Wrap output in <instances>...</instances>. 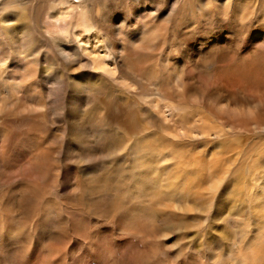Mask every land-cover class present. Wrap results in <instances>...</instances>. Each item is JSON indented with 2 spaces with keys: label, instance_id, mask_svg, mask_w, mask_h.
I'll return each instance as SVG.
<instances>
[{
  "label": "bare ground",
  "instance_id": "obj_1",
  "mask_svg": "<svg viewBox=\"0 0 264 264\" xmlns=\"http://www.w3.org/2000/svg\"><path fill=\"white\" fill-rule=\"evenodd\" d=\"M112 1L122 0H0V114L17 112L30 117L41 111V105L31 104L30 98L20 94L23 83L37 78L41 61L46 69L54 67L55 57L80 70L91 65L110 73L106 69L113 66L119 68V79L126 84L147 81L152 67L162 65L168 68L178 97L173 103L204 107L208 113L202 109L182 128L189 139L196 135L225 140L239 132L264 137V0H127L129 10L119 12L113 7L118 11L113 14L107 9ZM130 23L133 30L127 29ZM104 25L109 28L105 34L101 32ZM175 41L185 44L182 53H172ZM54 48L56 54L46 50ZM94 76H79L74 89H86L99 99L101 86L88 83ZM4 89L8 95H1ZM171 89L161 88L162 96L170 100ZM90 107L88 97L71 100L74 123L77 127L87 123L85 129L93 131L101 125L98 118L102 116L88 119ZM103 119L106 122L110 117L103 115ZM16 136L0 129V209L4 212L0 211V264H92L86 254L79 255L80 238L102 248L108 244L107 234L80 225L64 199V211L53 200L59 179L55 165L59 152L50 148L55 142L23 136L15 143ZM97 144L83 148L80 157L91 161L113 151L107 144L103 148ZM93 173L89 180L95 183ZM101 186L104 196L112 190L111 185ZM71 187L77 189L78 184ZM113 190L120 195L107 199L111 202L106 201L105 212L123 203L122 189L116 186ZM127 244L121 237L116 245L119 264H123Z\"/></svg>",
  "mask_w": 264,
  "mask_h": 264
},
{
  "label": "rangeland",
  "instance_id": "obj_2",
  "mask_svg": "<svg viewBox=\"0 0 264 264\" xmlns=\"http://www.w3.org/2000/svg\"><path fill=\"white\" fill-rule=\"evenodd\" d=\"M108 6L112 14L129 10L127 0L112 1ZM130 24L127 29L133 30L134 24ZM104 27L100 28L103 34L109 30ZM75 43L80 45L78 40ZM184 47L175 41L170 49L182 53ZM46 50L55 52V48ZM79 53L85 54L80 49ZM40 64L37 78L23 83L20 94L30 98L31 104L41 105V111L30 117L1 113L0 129L15 132V143L25 136L55 142L48 143L59 152L53 200L64 211V199L66 209L78 215L80 225L103 229L107 234L108 244L102 248L94 240L90 244L80 238L79 255L86 254L92 264H119L116 245L124 237L128 244L123 264H264V137L239 132L225 137L226 141L196 135L189 139L182 128L202 109L208 113L204 107L173 103L178 97L166 66L152 67L147 81L126 84L119 79V68L117 71L113 66L106 69L110 73L91 65L80 70L56 57L53 68H44L42 61ZM184 70L190 72L188 66ZM90 74L95 76L89 85L101 86L99 99L86 89L73 87L79 76ZM161 88L173 91L170 100L162 96ZM4 91L1 95H8ZM74 96L91 100L88 119L99 113L102 116L97 129L88 131L89 124L77 127L74 123L70 110ZM103 115L110 120L105 122ZM55 134L59 136L53 138ZM96 144H107L105 147L113 151L105 158L95 156V161L80 157L83 148ZM70 147L73 152L67 149ZM90 171L95 172V183L100 180L99 186L89 180ZM73 183L78 184L77 189L71 187ZM102 183L111 185L106 196ZM116 186L123 191V203L105 212L104 206L120 195L113 190Z\"/></svg>",
  "mask_w": 264,
  "mask_h": 264
}]
</instances>
